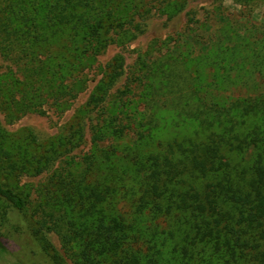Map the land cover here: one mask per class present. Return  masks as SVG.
Returning a JSON list of instances; mask_svg holds the SVG:
<instances>
[{
    "label": "trees",
    "instance_id": "trees-1",
    "mask_svg": "<svg viewBox=\"0 0 264 264\" xmlns=\"http://www.w3.org/2000/svg\"><path fill=\"white\" fill-rule=\"evenodd\" d=\"M19 1L25 6L23 12L34 20L30 46L41 43L45 47L42 63L49 73L43 81L49 80L50 84L56 72L64 74L68 62L84 65L100 53L102 43L107 41L106 31L113 29L120 36L116 30L120 27L127 36L125 25L131 22L132 11L143 6V0ZM160 3L164 5L166 0ZM183 7L176 2L170 8L177 11ZM123 10L126 14L120 17ZM24 37H19L18 42ZM187 48L177 45L165 59L154 62L150 67L152 76L161 71L167 80L151 85L145 97L159 95L170 78L171 84L184 78L190 85L193 107L201 111L189 117L204 126L203 133H209L203 141L191 137L182 142L176 137L166 147L159 141L162 150L153 152L148 144L156 138L152 127L154 106L148 111L146 123L151 131L140 132V142H145L130 152L135 167L131 170L136 174L131 194L123 193L127 179L110 175L119 173L112 161L114 151H105L107 161H93L90 171L86 170V176L105 172L101 176L109 177V181L102 183L103 188L101 182L95 185L85 179L83 183H70L71 194L77 190L87 196L83 202L85 214L95 220L91 226L76 229L84 244L82 264H107L108 259L115 260L113 264H164L166 252L171 255L169 262L176 264H264V25L227 21L216 38L204 44L201 53L196 54L192 46ZM116 63L108 67L105 78L117 75L124 59ZM102 91L106 92L104 86L93 96L97 104L104 99L98 95ZM237 92H245V96H230ZM104 134L102 130L97 132V139ZM195 137H200L199 131ZM84 140V132L73 127L60 147ZM10 160L11 154L0 143V167L8 164L16 168L17 162ZM128 198L133 199L136 218L145 214L155 219L178 218L177 226L184 231L182 241H176V232L169 231L166 241L160 242V236H155L144 247L142 229L136 227L135 221L128 223L123 208ZM0 202L19 213L26 206L20 193L2 183ZM168 237L170 249L162 246ZM42 248L54 264H64L58 253L51 254L47 244ZM0 264H24L1 238Z\"/></svg>",
    "mask_w": 264,
    "mask_h": 264
},
{
    "label": "rangeland",
    "instance_id": "rangeland-1",
    "mask_svg": "<svg viewBox=\"0 0 264 264\" xmlns=\"http://www.w3.org/2000/svg\"><path fill=\"white\" fill-rule=\"evenodd\" d=\"M160 1L143 0V6L132 11L131 22L125 25L127 36L120 27L116 28L120 36L113 29L106 31L107 41L102 43L100 53L84 65L68 62L64 74L56 72L50 84L49 80L43 81L49 73L42 63L44 45L30 46L34 20L23 12L21 1L0 0V143L17 162L16 168L8 164L0 167V183L20 193L26 201L21 213L0 202V238L20 262L54 264L43 251L47 244L51 254L58 253L64 264H82L84 244L76 229L91 226L95 220L85 214L83 202L87 196L77 190L71 194L70 183H83L85 179L95 185L101 182L103 188L102 183L109 181V177L101 176L105 172L86 176V170L90 171L93 161H107L105 151H114L112 161L119 173L110 175L127 179L123 193L131 194L136 174L132 172L135 167L130 152L145 142H140L138 134L151 131L146 123L148 111L154 106L152 127L156 138L151 145L147 143L149 139L146 142L151 151L162 150L159 141L166 147L176 137L182 142L191 137L206 139L209 131L203 133L204 126L189 117L201 111L193 107L190 85L184 78L176 84H171L170 78L159 95L145 97L151 85L167 80L161 71L155 77L151 74L150 67L157 59H165L177 45L186 50L192 46L196 54L201 53L204 44L215 39L227 21L264 25V0H166L164 5ZM176 2L184 4L183 9L172 10ZM125 14V10L121 11L120 17ZM19 37L24 39L18 42ZM120 58L124 65L117 75L105 78L108 67L117 66ZM100 86L106 92L98 94L104 99L97 104L93 96ZM64 90L66 93L60 95ZM234 94L230 96H245V92ZM73 127L84 132L85 140L60 147ZM101 130L105 134L97 139ZM196 131L200 137H195ZM127 200L123 208L128 223L135 221L136 227L142 229L144 247L155 236H160V242L166 241L169 231L176 232V241H182L184 231L177 226L178 218L155 219L149 214L136 218L133 199ZM163 245L166 249L172 247L169 237ZM164 256V264H176L169 262L172 259L167 252ZM114 261L108 259L107 264Z\"/></svg>",
    "mask_w": 264,
    "mask_h": 264
}]
</instances>
